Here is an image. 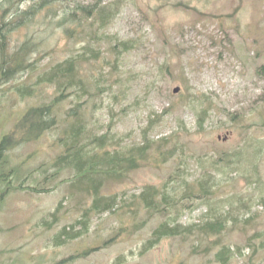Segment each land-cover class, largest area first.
Instances as JSON below:
<instances>
[{"label": "rangeland", "instance_id": "obj_1", "mask_svg": "<svg viewBox=\"0 0 264 264\" xmlns=\"http://www.w3.org/2000/svg\"><path fill=\"white\" fill-rule=\"evenodd\" d=\"M105 32L114 38L97 43L101 55L91 71L104 72L100 80L107 96L94 116L88 117V129L104 132L113 116L112 132L119 137L115 147L118 142L122 148L142 144L150 118L177 101L179 92L206 94L214 108L202 131L197 129L194 111L181 102L156 119L149 134L166 136L177 131L182 120L187 132L179 131L184 152L180 164L189 180L201 174L211 156L224 155L219 170H213L217 183L210 206L225 218V227L219 234L197 227L189 232L183 229L182 234L165 237L143 250L162 218L155 216L143 223L146 214L136 210L132 194L147 184L161 186L179 162L175 155L159 166L141 165L119 181H104L101 192L118 193L122 199L118 205L133 202L135 213L126 208L92 213L88 232L61 243L58 231L75 222L90 197L78 190L80 185L71 189L70 181H60L72 174L68 168L56 177H44L53 176L51 162L62 151L57 138L65 123L59 122L54 130L7 154L9 164L0 171V190L9 182L13 185L0 195V264H220L215 254L224 244L234 252L228 264H264V73L256 71L264 65V0H122ZM22 35L13 36L20 40ZM59 37V32L48 37L57 49L42 64L62 59L81 46ZM116 39L134 40V47L115 53L110 45ZM173 44L179 53L178 47L171 48ZM165 54L172 55L173 75L157 74ZM180 74L184 78L177 80L174 76ZM12 85L0 87V139L14 129L26 107L53 93L45 87L33 98L20 99L7 89ZM176 86L180 90L175 93ZM68 105L63 102L62 110ZM225 111L243 113V122H231ZM10 164L15 170L8 173ZM22 182L24 188H14ZM56 184L53 191L31 190ZM193 203L189 207L178 204L170 216L183 227L202 224L208 207ZM124 227L131 233L122 231ZM73 255L77 256L68 259Z\"/></svg>", "mask_w": 264, "mask_h": 264}, {"label": "trees", "instance_id": "obj_2", "mask_svg": "<svg viewBox=\"0 0 264 264\" xmlns=\"http://www.w3.org/2000/svg\"><path fill=\"white\" fill-rule=\"evenodd\" d=\"M121 5L122 0H0V87L13 84L7 89H12L20 99L35 97L41 88L53 89L47 100L26 107L14 129L1 137L0 171L9 164L7 154L11 149L20 145L19 143L41 138L46 132L57 128L59 122H64L62 136L57 138L62 151L51 162L55 168L53 175L66 168L72 170L70 177L60 181H70V187L80 185L79 190L89 195L90 203L82 209L81 215L70 227L63 226L58 231L57 236L61 243L86 233L92 213H112L124 210L123 208L135 213L131 208L133 202L118 205L117 203L122 201L118 193L101 192L104 181H119L141 165L159 166L175 155L179 157V162L161 186L145 185L138 194H132L134 203H137L136 210L143 209L146 214L143 223L155 216L162 218L143 243V250L150 249L165 237L182 234L183 229L189 232L193 227H197L205 233L219 234L225 227V218L215 214L210 205L213 203L217 183L213 170H219L218 165L224 155L217 159L211 156V161L202 166L201 174L194 180H189L182 175L183 168L180 164L184 159V152L183 143L179 141V131L187 132L182 120L178 121V130L166 136L152 138L149 134L155 127L154 121L162 118L172 106L181 102L194 111L197 129L202 131L209 111L214 108L210 97L203 93L192 94L189 90L185 94L179 93L180 98L174 101L176 103L172 102L160 114L150 118L143 132L142 144L122 148L118 142V147H115L119 137L115 138L112 132L115 122L113 116L110 117L104 132L93 133L88 129V117L94 116L107 96L100 80L105 75L104 72L91 71L97 66L101 55L97 43L103 39L114 38L105 31L118 15ZM178 5L188 7L186 4ZM17 32L23 34L20 40L13 36ZM54 32H59V38L80 42L81 46L71 50L70 54L62 59H49L46 64H42L40 61L51 56L57 49L58 39L53 45L48 42V37ZM163 42L165 45L167 38H164ZM132 47L134 40L116 39L114 45H110L115 53ZM175 47L178 46L171 45V48ZM179 51L178 47L176 53ZM171 57L169 54L164 55L163 61L158 65V75L164 76L167 72L173 75L175 70ZM117 59L116 56L115 60ZM256 71L259 74L264 73V65L258 66ZM174 77L182 80L184 75ZM5 91L4 89L3 93ZM66 101L69 105L62 110L61 105ZM226 114L233 123L240 122L244 117L241 112L225 111ZM9 166L11 167V164ZM14 170L11 167L8 173ZM2 175L0 174V177ZM12 185L7 183L6 187L0 190V194L7 192ZM14 188H24V185L20 183L18 186L14 185ZM192 203L195 206L208 207L203 215L205 220L202 224L193 223L183 227L170 215L178 204L189 207ZM78 225L79 228L76 227ZM121 230L126 234L131 233L127 227ZM212 245L218 246L215 242H212ZM233 255L231 247L224 244L216 252L215 259L220 264H228Z\"/></svg>", "mask_w": 264, "mask_h": 264}, {"label": "water", "instance_id": "obj_3", "mask_svg": "<svg viewBox=\"0 0 264 264\" xmlns=\"http://www.w3.org/2000/svg\"><path fill=\"white\" fill-rule=\"evenodd\" d=\"M178 91V87L174 88V92H177Z\"/></svg>", "mask_w": 264, "mask_h": 264}]
</instances>
